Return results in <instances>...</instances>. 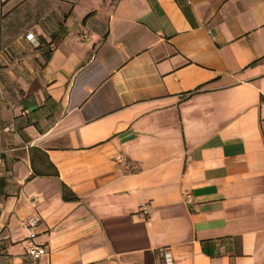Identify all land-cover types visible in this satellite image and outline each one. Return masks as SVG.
Returning <instances> with one entry per match:
<instances>
[{
	"label": "crops",
	"instance_id": "obj_1",
	"mask_svg": "<svg viewBox=\"0 0 264 264\" xmlns=\"http://www.w3.org/2000/svg\"><path fill=\"white\" fill-rule=\"evenodd\" d=\"M162 249L264 264V0H0V264Z\"/></svg>",
	"mask_w": 264,
	"mask_h": 264
},
{
	"label": "built area",
	"instance_id": "obj_2",
	"mask_svg": "<svg viewBox=\"0 0 264 264\" xmlns=\"http://www.w3.org/2000/svg\"><path fill=\"white\" fill-rule=\"evenodd\" d=\"M26 37L30 40L31 43L35 44V39L32 36V34L28 31L26 33ZM116 159H119L120 156H116ZM37 218L34 216H29L27 218H24L20 220V226L24 232V247L25 252L31 259L38 258L44 251L45 246L43 243H40L35 240V230L34 227L36 225ZM160 254L162 256V262L163 264H171L172 258L167 249H162L160 251Z\"/></svg>",
	"mask_w": 264,
	"mask_h": 264
}]
</instances>
